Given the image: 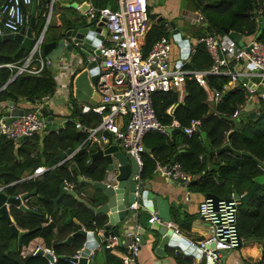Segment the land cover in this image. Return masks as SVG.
I'll return each mask as SVG.
<instances>
[{"label": "trees", "instance_id": "trees-1", "mask_svg": "<svg viewBox=\"0 0 264 264\" xmlns=\"http://www.w3.org/2000/svg\"><path fill=\"white\" fill-rule=\"evenodd\" d=\"M45 1L47 3L50 0ZM191 3L204 15L206 23L191 27L190 32L197 38L206 34L221 36L225 29L237 32L244 38H253L260 30V21L252 13L256 11L259 16H264V0H191ZM115 7L114 1L111 8ZM47 13L48 8L42 9L34 18L32 28L37 36L44 27ZM166 35L161 25L152 26L143 46L144 55L154 41ZM256 39L264 44V27ZM29 51L30 49L23 48L14 41H0V64H21ZM211 65L212 59L205 45L198 44L184 68L206 71ZM12 72L13 70L6 67H0V103L9 100L18 102L21 98H31L39 102L41 97L54 92L55 79L48 68L36 75L21 73L7 83ZM205 79L208 87L216 90H222L223 85L229 81L226 76L211 74L206 75ZM184 90L185 96L182 101H179L178 94L172 91L157 92L152 96V105L159 122L170 127L173 120H176L179 127L166 134L149 131L156 133L159 142L152 150V158L143 154L142 179L151 174L156 161L169 163L176 157L184 172L191 177L199 178L190 182L196 190L227 198L234 191L240 194L238 187L243 183H248L249 189L253 179L263 172L260 169V166L264 165L263 101L256 103V116L252 118L243 110L249 95L244 89L230 90L216 107L217 110L226 113L227 116L222 117L209 113L206 91L194 79L185 80ZM173 105H177L174 111L171 114L167 113ZM80 109L81 106L73 103L72 119L67 120L63 129L57 132L48 131L41 142L38 136L25 138L19 141V147L15 149L14 143L0 134V186L4 187L3 191L9 196H17L33 189L37 192L34 196L37 202L36 210L29 206L34 213L23 212L16 206L9 207L17 225L29 231L23 237V243L26 244L37 236H42L48 245L52 240L59 241V244L52 247L58 256L59 264H69L64 257L72 255L84 244V238L80 235H72L70 240L65 241L77 231L79 223L91 231H96L104 225L103 218L94 215L87 205L71 194L61 196L57 206L53 202L64 181L75 186L83 185L84 183L78 180V176H83L100 182L107 173V161L103 157L91 160L97 145L89 152L83 145L74 156L76 166L69 168L67 162L58 164L61 151L77 148L87 137L84 131L75 127V121L89 128L96 127L101 121L100 115L93 112L81 114ZM236 110L239 114L233 117ZM42 114L46 117L51 115L46 108ZM193 119H200L201 126L198 131L187 135L182 128L189 125ZM202 132L206 134L209 147L203 144ZM226 144L236 151L249 153V156L235 155L229 151L214 153L208 169L209 152ZM178 145H185L186 151L178 153ZM36 150H38L36 155L32 156V152ZM39 166L50 169L36 177L26 178ZM47 216H50L52 221L46 227H42L48 220ZM237 227L241 240L256 238L261 241L260 262L264 263V184L259 185L246 207L243 205L238 207ZM10 233L9 224L0 218V264H34L32 262L34 257L21 258L18 252L8 251ZM175 255L181 264L192 263L189 257H183L179 252ZM42 261L40 264H47L44 259Z\"/></svg>", "mask_w": 264, "mask_h": 264}, {"label": "built area", "instance_id": "built-area-1", "mask_svg": "<svg viewBox=\"0 0 264 264\" xmlns=\"http://www.w3.org/2000/svg\"><path fill=\"white\" fill-rule=\"evenodd\" d=\"M31 1L4 0L0 3V35L4 29L11 33L19 31L26 22L24 7L29 6ZM83 16L90 21L104 19V27L107 30L105 37L107 43L102 42L98 46V54L94 53L86 57V62L96 61L99 67L94 90L99 94L100 100L94 105L87 103L80 109L81 114L93 112L102 118L94 128L84 127L75 121V127L84 131L87 137L59 164L67 162L70 166H76L74 156L77 151L83 145L89 152L95 145L108 143L106 133H109L114 136L119 147L134 158L137 166L134 178L138 184L142 183L144 137L149 131L166 134L169 128L157 119L152 105V96L157 92H181L187 78L194 79L204 89L208 88L206 75H221L229 78L222 90L208 89L210 101L215 106L213 115L227 116L216 107L222 102L224 95L234 89H244L249 98L253 99L254 104L260 101L264 104V91H258V87H264V44L255 37L244 43V47H240L228 33L221 36L206 34L196 38L193 45L189 43L188 56H185L184 47L181 45L183 50L181 58L172 64L171 41L167 36H161L153 42L145 55L143 53L142 39L149 29L148 0H116L115 8L90 6L83 11ZM186 19L193 24H201L205 21L202 13H193ZM41 41L33 47L21 64H0V67L13 70L7 83L21 73L36 75L49 67L51 62L42 54ZM198 44L205 45L212 59L209 70L184 68ZM61 60L62 65L66 66L64 68L66 71L64 77L67 79L65 83L60 82L59 79L63 74L59 72L54 92L44 95L39 102L34 101L33 107L26 109V114L16 116L9 121L8 116L0 113V134L5 135L15 146L19 143L20 137L25 139L38 136L41 142L42 137L49 131L45 127L47 117L42 113L50 97L72 89L78 63L76 60L68 61L64 58ZM243 78L246 79L245 82L242 81ZM255 78H258L257 82L253 81ZM249 84L253 86L250 87ZM238 114L239 111L236 110L233 117ZM173 126L172 122L170 127ZM200 126L201 120L193 119L182 130L187 135H191L198 131ZM226 140L228 141V138ZM36 152L37 150L31 155L35 156ZM49 169L50 167L39 166L26 178L36 177ZM260 169L264 170L262 166ZM153 172L167 179L181 178L187 184L190 182V176L182 170L178 162L170 164L156 161ZM113 181L114 173H108L104 182L110 185ZM63 186L68 189L71 184L64 181ZM3 189L4 187L0 186V191ZM136 196H138L137 192ZM240 203V199L235 197L234 192L227 198L204 197L199 203L197 213L198 217L209 226L210 233L199 241L187 240V245L179 252L185 257H190L192 264H222V253L237 249L241 244L237 227V210ZM130 208L137 210L139 204L134 202ZM151 221L160 222L154 215ZM167 225L172 227L170 224ZM82 229L86 230L84 226ZM175 232L177 233V229ZM141 244L140 237L134 234L132 240L127 243L130 254L122 257L124 264H137ZM188 248L191 249L189 253L186 252ZM39 252H41L40 255H50L53 260L57 257L52 246L38 245L32 250L34 255H38ZM81 257L80 250H77L64 259L69 264H80Z\"/></svg>", "mask_w": 264, "mask_h": 264}, {"label": "water", "instance_id": "water-1", "mask_svg": "<svg viewBox=\"0 0 264 264\" xmlns=\"http://www.w3.org/2000/svg\"><path fill=\"white\" fill-rule=\"evenodd\" d=\"M35 9L36 0H32L31 17L29 18V21H26L16 33H11L9 30L4 29L3 33L0 35V41L12 40L21 47L30 49L29 53H31L33 47L40 40H42L41 51L45 59L64 58L68 61L76 60L78 67L77 73L72 82L71 103L76 102L79 105L84 103L92 105L96 104L100 100L99 94L94 90L99 67L96 61L86 62V57L94 53H99L97 48L100 44H102L103 40L107 36V30L104 27V19L93 22L90 20H82L74 15H64L61 24L57 27V31L52 37V40L47 41L44 39L47 21L45 22L40 35L34 39L32 24ZM25 10L26 8L24 7V12ZM252 15L260 21V30L255 36V38H257L264 27V16H259L256 11H254ZM171 25L173 27L172 32L174 40L178 43V45H183V52L185 56H188L190 46L189 40L182 39L179 29L175 28V24L173 22ZM224 32L228 33L229 36L237 42L238 46L244 47L241 34L230 31L229 29H225ZM242 81L245 82L246 79L243 78ZM253 81L257 82L258 78H255ZM249 85L250 87L253 86V84ZM26 100L31 103L34 102L31 98H26ZM253 107V99L249 98L243 107V110H251L248 113L252 118H255L256 112L253 110ZM26 113L27 110L17 107L15 102L10 100L7 101L6 107L2 112L4 116H8L9 121L13 120L16 116ZM65 125V121L59 123L53 121L52 116H48L45 127L49 131L57 132L65 127ZM172 130L173 128L167 129V131ZM202 136L205 138L204 132H202ZM111 138V142L106 147L97 146L95 148V151L91 156V160L94 161L97 157H104L106 159L107 173H114L113 183L107 185L104 181L94 182L78 176L79 181L94 185L101 191V199H103V203L98 207L89 206V204L78 197L74 191L66 189L63 185L60 187L58 196L53 199L55 206H57V202L61 196L64 194H71L89 206L96 214H104L107 216V221L103 225L101 234H99L97 230L91 231L82 229V225L80 223L77 225V231H75L72 235H80L84 238L83 248L80 250L82 256L80 264H88L89 257L97 248L105 252L106 248L103 243L108 237H115L118 243H120L122 240V234L138 235L142 244L146 242L144 235L147 234L151 241L156 242L157 246L155 249L157 252L161 251L166 245L169 246L170 242L176 243L170 246L184 249L187 245V240L182 237L176 238L174 236L173 227H169L167 225L172 220L169 213L170 206L167 203V200H164L161 197H155L153 195L154 193L143 190L142 183L138 184V181L134 178L137 171L134 158L119 147L112 134ZM23 139V137H20V140ZM72 150L73 149H67L65 151H61L60 159H63ZM223 151H229L235 155L242 154L249 156V153L236 151L232 149L230 145L226 144L215 151L209 152V168L211 166L212 154ZM174 161L175 158H172L170 164ZM169 180L173 183H185L184 179L181 178H170ZM257 188L258 183H253L248 191L243 194L234 192V195L236 198L240 199V205L246 207L250 198L256 194ZM136 192L138 193V196H136ZM36 193V189H33L32 191L21 193L18 196H8L3 191H0V218L4 219L9 224L11 235H17L18 238H21V236L27 234V231H18L16 225L12 223L9 214V207L16 206L23 212L34 213L35 211L29 209L23 202L29 197L36 195ZM205 197H213L215 199L219 198V196L214 193H206ZM134 202L139 204V208L137 210L130 208V205ZM152 213H156L159 220L164 222V225L151 221ZM70 238L71 236L67 238V241ZM190 251V248L186 249L187 253ZM39 254H41V252H39ZM46 258L51 264H53V258L50 255H46Z\"/></svg>", "mask_w": 264, "mask_h": 264}, {"label": "crops", "instance_id": "crops-1", "mask_svg": "<svg viewBox=\"0 0 264 264\" xmlns=\"http://www.w3.org/2000/svg\"><path fill=\"white\" fill-rule=\"evenodd\" d=\"M3 1L4 0H0V3H2ZM114 1L116 2V0H50L49 2L46 3L45 0H36V9H35V14L33 15V21L36 15H38L42 9L48 8V13L46 16V21H47L46 26H50L52 23L53 32L51 33L47 41H51L54 33L57 31V27L61 24L64 15H74L76 17L81 18L82 20L89 21L88 18L83 16V11H85L90 6H95V7H100V8L101 7L111 8L114 4ZM25 8H26L25 10L26 21L28 22L29 18L31 17V4ZM193 13H200V12L196 10L193 3H191V0H188V3L185 6L181 7L178 11L176 10V8H173L172 12H170L167 9L165 10L155 9L153 5V0H148V14L151 16L150 21H149L148 32L154 25H161L162 28L166 31L167 33L166 36L169 37L171 41L170 59L172 61V64L176 63V61H178L181 58L183 50L181 49L182 48L181 45H178V43L173 38L174 37L173 32H172L173 27L171 23L173 22L175 24V28L179 29L182 35V39H188L191 45L194 44V41L197 38L196 36H193V34L190 32L191 27L199 26V25H206L205 21L202 22L201 24H193L192 22L188 21L186 17L190 16ZM32 32H33V36L35 39L37 34L33 31V28H32ZM147 34L142 39L143 46L145 44ZM44 39H45V35H44ZM251 39H252L251 37L244 38L242 36V40L244 43H247ZM1 41H7V40H1ZM9 41H12V40H9ZM103 43H107V39H104ZM50 62L51 63L49 67L47 68L50 70L55 81L58 82V74L60 72L61 75L63 74V76L59 80L60 82L65 83L67 81V79L64 77V74L66 73L64 68L66 66H64V64L62 65L61 58L50 59ZM208 89L209 87L205 89L206 95H207L206 102L209 107V113H212V111L215 110V106L210 101V92H208ZM176 93L178 94V100L182 101V99L185 96L184 87L182 88L181 92L179 91ZM71 95H72V91L70 90V91H63L62 93L55 94L50 97L45 108L46 110L50 111L51 115L49 116L53 117V121H56L59 123L62 121H65L67 123L68 119H72L71 113H72L73 103H71V98H72ZM6 103L7 102L0 103V111L2 109H5ZM74 104H77V103L75 102ZM86 104L87 103H84L81 105L77 104V105L83 106ZM15 105L17 107H20L26 110V109L32 108L34 104L26 100V98H21L18 102H15ZM176 106L177 105L171 106L167 110V113L171 114L176 108ZM255 106L256 104H254L253 110H255ZM249 111L251 110H248L245 112L248 113ZM173 124L174 126L169 127V128L174 129L175 127H177L178 122L176 120H173ZM172 131H167V132L171 133ZM155 135L156 133L149 132L146 134V136L144 137V141H143L144 147H145L144 155L150 158H152V150L158 145V142H159ZM201 136H202V133H201ZM106 137H107L108 143L98 144L97 146L106 147L112 140L111 134L106 133ZM202 140H203V144L209 147V142L206 138V134H205V138H203L202 136ZM40 145L41 144H39V149L41 148ZM95 146H93V148ZM18 147H19V143L15 146V149H17ZM185 147H186L185 145H181V146L178 145L177 152L178 153L185 152L186 151ZM173 158H175L174 162H177L176 157H173ZM61 160L62 159H60V161ZM60 161L58 162V164L60 163ZM68 167L70 168V165H68ZM262 167L264 169L263 164H262ZM261 171L264 172V170H261ZM107 176H108V173H106L105 178ZM104 179L102 181H104ZM198 179L199 178L197 177L190 176V182L191 180L197 181ZM190 182L188 184L187 183H184V184L173 183L166 177L159 175L157 173H154L152 171L151 174L143 180L142 187H143V190H147V191L154 193L153 195L155 197H161L162 199L167 200V203L170 206L169 213L172 219L171 222H169L168 224H170L173 227L174 236L176 238L182 237L185 240L199 241L205 238L206 236H208L210 233L209 226L198 217V213H197L199 203L204 199L206 192L196 190L193 187V185H190ZM69 183L71 184V187H69L68 190L74 191L76 195L80 197L82 200L86 201L89 204V206L98 207L99 205L103 203V199H101V191L98 188H96L94 185L82 182L84 183L83 185L75 186L73 183L71 182ZM253 183H258V187H259V185L264 184V178L258 179V177H255L253 179ZM248 186L246 188H243L240 191L241 192L240 194H243L244 192L248 191ZM34 196L29 197L26 201L23 202L28 208L29 206H32V209L37 208V202ZM93 213L94 215H98L101 218H103L104 224L106 223L107 221L106 215L96 214L94 211ZM9 214H10V211H9ZM152 215L157 216L156 213H152ZM10 217H11L12 223L16 225V228L18 229V231H27V234L29 233L27 229L21 228L17 225V223L15 222L11 214H10ZM47 218L48 220L42 224V227H46L49 223H51L52 218L50 216H47ZM156 223L164 225V222H162L161 220L160 222H156ZM176 229H177V233L175 232ZM102 230H103V226L97 231L99 234H101ZM53 235L55 236L54 232H53ZM24 236L25 235L21 236V238H18L17 235H11L10 233L8 251L18 252L21 258H25L26 256H32L34 257L32 260L34 264H40L42 259H44L47 262V264H51L49 260L46 258V255H40V254L34 255L32 254V250L38 245L42 247H50V246L53 247V245L59 244L60 242L52 240L49 246L42 236H37L29 240L26 244H24L23 243ZM70 236L72 237V234ZM144 236L146 238V242L144 244H141L139 255L137 257V264H181L178 261V258H177L178 256L175 255V251L177 250L179 252L180 248L170 246L176 243L170 242L169 246L166 245L161 251L157 252L155 249L157 246L156 242L151 241V239L147 236V234H145ZM132 238H133V235H123L122 234V237H121L122 240L120 243H118L115 237H108L107 240L103 243V245L106 248V251L103 252L99 248L95 249L92 252V255L88 259V264H124L122 257L130 254V250L127 248V243L130 242ZM246 240L249 242L247 243V249L245 253L242 254L240 249H238L239 247L232 251L223 252L221 263L222 264H264L260 262L261 250H262L261 241L256 238H249ZM65 241H67V239ZM82 248L83 246L81 247V249ZM57 259H58V256L56 257L55 260H53V264H59ZM190 260L192 262L191 258Z\"/></svg>", "mask_w": 264, "mask_h": 264}, {"label": "rangeland", "instance_id": "rangeland-1", "mask_svg": "<svg viewBox=\"0 0 264 264\" xmlns=\"http://www.w3.org/2000/svg\"><path fill=\"white\" fill-rule=\"evenodd\" d=\"M187 3H188V0H153V5H154L155 9H158V10L167 9L170 12H172L173 8H176V10L178 11L181 7L185 6ZM150 18H151V16L149 15V21H150ZM52 32H53V27H52V23H51L50 26H46V28H45V33H44L45 40L49 39ZM258 91H264V87H258ZM257 177H258V179L264 178V172H262V174L258 175ZM247 186H248V183H243L238 188L241 191L243 188H246ZM248 242L249 241H247L245 239L241 240V246L238 249H240L242 254L245 253V251L247 249V243Z\"/></svg>", "mask_w": 264, "mask_h": 264}]
</instances>
